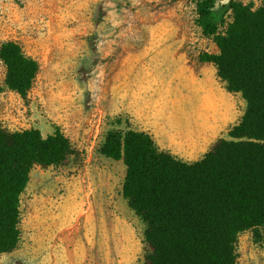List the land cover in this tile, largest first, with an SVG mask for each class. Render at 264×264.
<instances>
[{"label": "rangeland", "instance_id": "1", "mask_svg": "<svg viewBox=\"0 0 264 264\" xmlns=\"http://www.w3.org/2000/svg\"><path fill=\"white\" fill-rule=\"evenodd\" d=\"M196 18L190 0H0V46L16 42L39 64L23 98L5 87L0 60V124L43 136L58 128L73 147L62 164L32 168L20 241L0 264L145 261L146 225L122 194L125 166L99 147L108 131L134 129L194 162L230 139L246 103L200 59L218 48ZM236 253V264H264V230L242 232Z\"/></svg>", "mask_w": 264, "mask_h": 264}, {"label": "trees", "instance_id": "2", "mask_svg": "<svg viewBox=\"0 0 264 264\" xmlns=\"http://www.w3.org/2000/svg\"><path fill=\"white\" fill-rule=\"evenodd\" d=\"M190 1L201 33L218 48L200 59L216 67L228 92L241 94L246 109L230 139L194 162L161 149L144 131L105 134L99 151L123 162L122 194L146 225L150 253L142 264H236L238 236L264 230V0L255 9L234 0L220 6L221 0ZM0 60L5 87L24 98L37 60L12 41L0 46ZM71 154L58 128L43 136L0 124V256L20 241L19 199L32 168L60 165Z\"/></svg>", "mask_w": 264, "mask_h": 264}]
</instances>
